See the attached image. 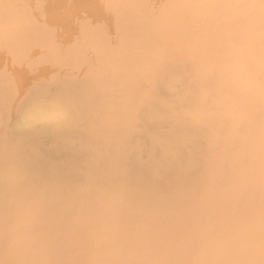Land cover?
<instances>
[{"label":"bare ground","instance_id":"obj_1","mask_svg":"<svg viewBox=\"0 0 264 264\" xmlns=\"http://www.w3.org/2000/svg\"><path fill=\"white\" fill-rule=\"evenodd\" d=\"M0 264H264V0H0Z\"/></svg>","mask_w":264,"mask_h":264},{"label":"rangeland","instance_id":"obj_2","mask_svg":"<svg viewBox=\"0 0 264 264\" xmlns=\"http://www.w3.org/2000/svg\"><path fill=\"white\" fill-rule=\"evenodd\" d=\"M190 131H191V129H186V130H185V132H190ZM145 149H147V148H145ZM141 157H143L144 159H146V158H149L150 156L145 155V156H141ZM158 157H159V154L155 153V156L153 155L151 158H154L153 160H155V159H157Z\"/></svg>","mask_w":264,"mask_h":264}]
</instances>
